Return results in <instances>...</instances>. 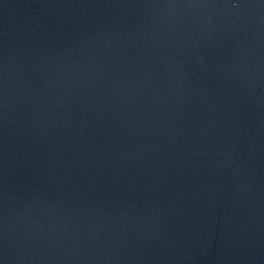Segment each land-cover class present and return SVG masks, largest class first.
<instances>
[{"label": "water", "instance_id": "obj_1", "mask_svg": "<svg viewBox=\"0 0 264 264\" xmlns=\"http://www.w3.org/2000/svg\"><path fill=\"white\" fill-rule=\"evenodd\" d=\"M0 264H264V0H0Z\"/></svg>", "mask_w": 264, "mask_h": 264}]
</instances>
